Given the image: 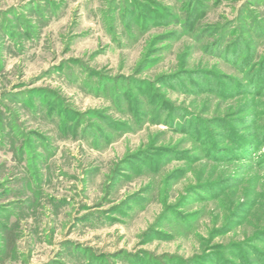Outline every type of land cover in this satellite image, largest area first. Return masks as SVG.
Masks as SVG:
<instances>
[{
    "label": "rangeland",
    "instance_id": "obj_1",
    "mask_svg": "<svg viewBox=\"0 0 264 264\" xmlns=\"http://www.w3.org/2000/svg\"><path fill=\"white\" fill-rule=\"evenodd\" d=\"M263 61L264 0H0V264H264Z\"/></svg>",
    "mask_w": 264,
    "mask_h": 264
},
{
    "label": "trees",
    "instance_id": "obj_2",
    "mask_svg": "<svg viewBox=\"0 0 264 264\" xmlns=\"http://www.w3.org/2000/svg\"><path fill=\"white\" fill-rule=\"evenodd\" d=\"M194 18V17H193ZM154 19V18H153ZM255 25V24H254ZM233 47V46H232ZM236 49V51H235V54L234 55H236V56H239V54H241V51H242V49H238V47L237 48H235ZM235 49H232V50H235ZM231 50V49H230ZM229 50V51H230ZM240 52V53H239ZM251 54L253 53V52H250ZM237 60H239V59H235V61H237ZM242 63H244L245 62V60H242L241 61ZM263 70L264 69V61H263V66L260 68V70ZM250 72V77L249 78H251L250 80H249V82H250V85H249V87L250 86H252V85H255L256 84V86H258V83H264V79L262 78H260V79H257L256 78V75L254 74V73H252V70H250L249 71ZM254 72L256 73V71L254 70ZM258 72V71H257ZM259 78V77H258ZM212 84V83H211ZM220 84L221 83H219L218 84V86H220ZM232 84H235V81H233L232 82ZM218 89H221V90H223V91H230V89H228V88H226V86H223V87H219ZM246 88L244 87V85H240V83L238 84V83H236V85H235V90H237L238 92H240L241 90H245ZM247 141H245V139L243 138V137H241L239 140H238V143H237V146L235 147L236 149H238L239 151H244V149L243 148H247ZM8 236L9 237H11V235H10V233L8 234ZM175 264H180V263H175Z\"/></svg>",
    "mask_w": 264,
    "mask_h": 264
}]
</instances>
